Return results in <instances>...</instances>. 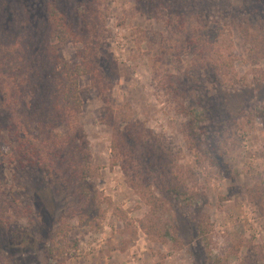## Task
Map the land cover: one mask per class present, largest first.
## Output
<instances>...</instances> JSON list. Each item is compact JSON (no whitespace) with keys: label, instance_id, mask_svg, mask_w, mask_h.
Wrapping results in <instances>:
<instances>
[{"label":"rangeland","instance_id":"obj_1","mask_svg":"<svg viewBox=\"0 0 264 264\" xmlns=\"http://www.w3.org/2000/svg\"><path fill=\"white\" fill-rule=\"evenodd\" d=\"M0 264H264V0H0Z\"/></svg>","mask_w":264,"mask_h":264},{"label":"trees","instance_id":"obj_2","mask_svg":"<svg viewBox=\"0 0 264 264\" xmlns=\"http://www.w3.org/2000/svg\"><path fill=\"white\" fill-rule=\"evenodd\" d=\"M48 14H49V18H48L49 24L52 27V30H54L55 34L58 37L65 36V33H67L65 31L66 27H68L70 25V22L66 19V16L63 14V12L57 7L56 3L49 4ZM66 70H67V74H68L67 76L72 79V81L75 85L76 95H75L74 100H76V102L78 104V108L80 110V106L82 103H81V98H80L79 93H78L77 86H78V76L83 74V70H81L80 68H76V69L70 68V69H66ZM23 117L24 118L22 119L21 124L18 125V127L16 129H14V131H13L14 134H15V132H22L23 133L25 130L24 125H26L28 123L31 124L32 127L35 125L34 130H36V129H40V130L44 129V131L48 130L46 122H45V120L42 119L40 112H38V111H32V112L26 111V112H24ZM32 127H29V128H32ZM23 136H25V135L23 134ZM82 139L84 140L83 144L82 145L79 144L78 146L84 147L85 149L88 148V141L85 137L84 132H83ZM44 142H46V141H44ZM48 146H50V145H48ZM20 147H24L29 151L35 150V147L29 145L28 143H21ZM32 162L39 164V163L43 162V159H39V160L34 159V160H32ZM89 186H93V185L90 183L83 185L84 188H88Z\"/></svg>","mask_w":264,"mask_h":264}]
</instances>
